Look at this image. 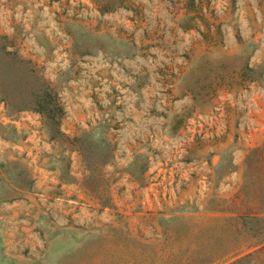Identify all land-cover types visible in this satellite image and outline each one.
<instances>
[{
	"label": "rangeland",
	"instance_id": "1",
	"mask_svg": "<svg viewBox=\"0 0 264 264\" xmlns=\"http://www.w3.org/2000/svg\"><path fill=\"white\" fill-rule=\"evenodd\" d=\"M0 264H264V0H0Z\"/></svg>",
	"mask_w": 264,
	"mask_h": 264
},
{
	"label": "trees",
	"instance_id": "2",
	"mask_svg": "<svg viewBox=\"0 0 264 264\" xmlns=\"http://www.w3.org/2000/svg\"><path fill=\"white\" fill-rule=\"evenodd\" d=\"M2 53L5 55L14 54V51L7 50L4 45L1 46ZM40 78L41 76H35ZM44 80V79H42ZM28 100H23L22 106H32L39 111H47L51 115L55 112V103L51 101V90L48 88L44 81H40L37 88H34L32 92L27 97ZM53 105V106H52Z\"/></svg>",
	"mask_w": 264,
	"mask_h": 264
}]
</instances>
